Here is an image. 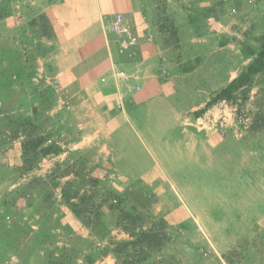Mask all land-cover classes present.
<instances>
[{
    "label": "rangeland",
    "instance_id": "374dc122",
    "mask_svg": "<svg viewBox=\"0 0 264 264\" xmlns=\"http://www.w3.org/2000/svg\"><path fill=\"white\" fill-rule=\"evenodd\" d=\"M20 4L0 0V264H264V70L246 99L206 104L264 42V0H140L162 95L102 150L40 70ZM143 231L162 244L120 260Z\"/></svg>",
    "mask_w": 264,
    "mask_h": 264
},
{
    "label": "crops",
    "instance_id": "0c3cea01",
    "mask_svg": "<svg viewBox=\"0 0 264 264\" xmlns=\"http://www.w3.org/2000/svg\"><path fill=\"white\" fill-rule=\"evenodd\" d=\"M20 9L23 19H32L28 26L24 20L19 22L25 26V37L42 43L40 70L49 72L50 83L63 92L69 108L81 107L84 115L96 121L89 124L91 132L82 142L88 144L95 138L91 135L99 133L97 145L102 150L112 139L126 134L130 126H120L132 120L136 106H155L162 95L154 72L159 50L147 40L150 29L141 21L140 0H21ZM117 15L138 35L136 45L127 49L120 46L112 30ZM40 17L42 25L36 20ZM11 19L4 21L8 32L17 25ZM134 68L137 74L126 84L140 86L135 94L112 76L115 71L133 74L130 71ZM124 102L133 106L126 110Z\"/></svg>",
    "mask_w": 264,
    "mask_h": 264
},
{
    "label": "trees",
    "instance_id": "16d2710c",
    "mask_svg": "<svg viewBox=\"0 0 264 264\" xmlns=\"http://www.w3.org/2000/svg\"><path fill=\"white\" fill-rule=\"evenodd\" d=\"M174 33V32H173ZM264 70V42L261 44L260 48L253 52V57L251 63L241 72H239L233 79H231L225 86L220 88L212 97V99L207 102L206 104H211L219 100H225V101H232L237 93L241 94L245 99L248 96V89L249 85L251 84L252 78L254 75L258 74ZM39 144L38 139L37 140H26L22 143V156L27 157L29 155H36L38 154V150L36 149ZM58 149L55 146H46L40 153L42 154H49L51 152H56ZM74 207V205H72ZM75 214H77L80 217V213L75 211ZM132 219L130 216L127 215V222L129 224L132 223ZM124 227V226H123ZM129 231L132 227H128L125 225L124 227ZM130 232V231H129ZM141 234V235H140ZM162 244V240L155 232L150 231H143L135 236V238L127 240L122 242L119 245L120 251L113 250L115 255L120 260H123L121 257L124 255L125 259L129 258H135L136 255L143 254V247L141 246H157L159 247ZM124 250L127 251V253L123 254ZM120 254V255H118ZM131 256V257H130ZM121 257V258H120Z\"/></svg>",
    "mask_w": 264,
    "mask_h": 264
},
{
    "label": "built area",
    "instance_id": "2783aa9c",
    "mask_svg": "<svg viewBox=\"0 0 264 264\" xmlns=\"http://www.w3.org/2000/svg\"><path fill=\"white\" fill-rule=\"evenodd\" d=\"M112 30L116 35L120 46L123 49H127L131 46H134L138 43V35L127 25L122 22V16L117 15L112 23ZM149 40V38H147ZM112 76L115 78H120L123 81H128L129 78H132V74H127L125 71H115L112 73ZM140 86L134 85L130 86L126 84V91L129 93L139 91ZM65 104V108L69 109L70 105L68 101H62Z\"/></svg>",
    "mask_w": 264,
    "mask_h": 264
}]
</instances>
